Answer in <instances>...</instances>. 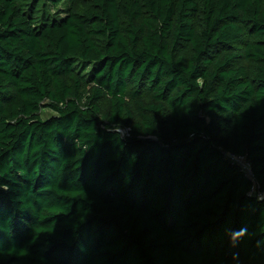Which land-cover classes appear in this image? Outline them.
<instances>
[{"label": "trees", "instance_id": "trees-1", "mask_svg": "<svg viewBox=\"0 0 264 264\" xmlns=\"http://www.w3.org/2000/svg\"><path fill=\"white\" fill-rule=\"evenodd\" d=\"M259 193L264 0H0V264H264Z\"/></svg>", "mask_w": 264, "mask_h": 264}, {"label": "built area", "instance_id": "built-area-1", "mask_svg": "<svg viewBox=\"0 0 264 264\" xmlns=\"http://www.w3.org/2000/svg\"><path fill=\"white\" fill-rule=\"evenodd\" d=\"M122 135L125 137V136H128L129 135V130H124L122 131ZM227 158L230 160V162L238 165L239 167H241L244 171L247 172V175L251 178L252 181H254V179L252 178V172H251V169H250V164L249 162L247 161V158L244 157V156H236V155H232V154H228L227 155ZM256 186H254L252 188V191L251 193L252 194H256ZM258 196L260 198H263L264 197V194L261 195L260 193L258 194Z\"/></svg>", "mask_w": 264, "mask_h": 264}, {"label": "rangeland", "instance_id": "rangeland-1", "mask_svg": "<svg viewBox=\"0 0 264 264\" xmlns=\"http://www.w3.org/2000/svg\"><path fill=\"white\" fill-rule=\"evenodd\" d=\"M55 113H53L52 111L50 110H43L42 113H41V116L43 119H47V118H50L51 116H54ZM261 195H263L264 193H260Z\"/></svg>", "mask_w": 264, "mask_h": 264}]
</instances>
